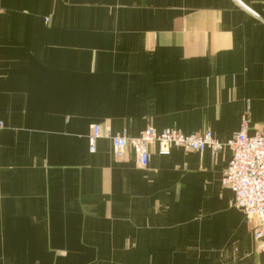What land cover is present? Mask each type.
I'll return each mask as SVG.
<instances>
[{
	"label": "crops",
	"instance_id": "0c3cea01",
	"mask_svg": "<svg viewBox=\"0 0 264 264\" xmlns=\"http://www.w3.org/2000/svg\"><path fill=\"white\" fill-rule=\"evenodd\" d=\"M264 128V0H0V264H264L230 152L89 151L92 124Z\"/></svg>",
	"mask_w": 264,
	"mask_h": 264
},
{
	"label": "built area",
	"instance_id": "2783aa9c",
	"mask_svg": "<svg viewBox=\"0 0 264 264\" xmlns=\"http://www.w3.org/2000/svg\"><path fill=\"white\" fill-rule=\"evenodd\" d=\"M101 137L110 141L115 159H132L141 169L148 168L152 145L161 153L168 152L170 147L197 153L209 150L211 154L228 148L230 155L222 170L221 184L232 191L233 203L244 213L253 238L263 244L264 255V128L250 130L247 115L241 117L239 128L224 140L210 130L185 134L174 128L146 127L132 136L125 129L112 132L108 126L92 124L87 138L90 152L95 151Z\"/></svg>",
	"mask_w": 264,
	"mask_h": 264
},
{
	"label": "rangeland",
	"instance_id": "374dc122",
	"mask_svg": "<svg viewBox=\"0 0 264 264\" xmlns=\"http://www.w3.org/2000/svg\"><path fill=\"white\" fill-rule=\"evenodd\" d=\"M147 127H152V126H147ZM152 128H154V127H152ZM167 128H171V127H167ZM145 129V128H144ZM156 129V128H155ZM163 129H165V128H163ZM143 130V129H142ZM157 130V129H156ZM127 131V130H126Z\"/></svg>",
	"mask_w": 264,
	"mask_h": 264
}]
</instances>
